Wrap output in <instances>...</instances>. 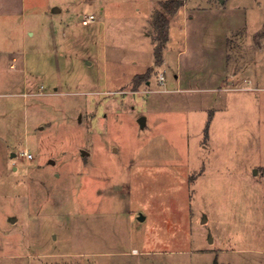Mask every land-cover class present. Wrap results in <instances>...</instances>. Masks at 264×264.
Listing matches in <instances>:
<instances>
[{"label": "rangeland", "instance_id": "obj_1", "mask_svg": "<svg viewBox=\"0 0 264 264\" xmlns=\"http://www.w3.org/2000/svg\"><path fill=\"white\" fill-rule=\"evenodd\" d=\"M162 1L0 0V264H264V0Z\"/></svg>", "mask_w": 264, "mask_h": 264}, {"label": "trees", "instance_id": "obj_2", "mask_svg": "<svg viewBox=\"0 0 264 264\" xmlns=\"http://www.w3.org/2000/svg\"><path fill=\"white\" fill-rule=\"evenodd\" d=\"M187 0H166L160 2V10L155 14L153 27L155 29V41L157 42L155 54L157 63L163 61L162 52L169 40V23Z\"/></svg>", "mask_w": 264, "mask_h": 264}, {"label": "crops", "instance_id": "obj_3", "mask_svg": "<svg viewBox=\"0 0 264 264\" xmlns=\"http://www.w3.org/2000/svg\"><path fill=\"white\" fill-rule=\"evenodd\" d=\"M188 1H189V0H188ZM188 1L186 2V4H185L183 7L180 8V10H179L176 14L179 15V13H180V14L182 13L183 9H185V7L187 6ZM227 1H228V0H224L223 3L227 2ZM184 19H185V17H184ZM169 42H170V29H169V40H168V43H169ZM168 43H167V45H168ZM167 45H166L164 51H166V49H167ZM164 53H165V52H164ZM164 53H163V55H164L163 59H164V65H166V58H165V54H164ZM260 82H261V84H263L262 81H260ZM259 89L264 91V87H260Z\"/></svg>", "mask_w": 264, "mask_h": 264}, {"label": "built area", "instance_id": "obj_4", "mask_svg": "<svg viewBox=\"0 0 264 264\" xmlns=\"http://www.w3.org/2000/svg\"><path fill=\"white\" fill-rule=\"evenodd\" d=\"M81 19L84 25H88L89 23L93 22L95 18L93 15H90L88 17L82 16ZM164 80H165L164 76H161L160 81L163 82Z\"/></svg>", "mask_w": 264, "mask_h": 264}, {"label": "water", "instance_id": "obj_5", "mask_svg": "<svg viewBox=\"0 0 264 264\" xmlns=\"http://www.w3.org/2000/svg\"><path fill=\"white\" fill-rule=\"evenodd\" d=\"M219 1H220L221 3H223L224 0H219ZM139 122H140V124H141L142 126H144L145 119H144V118H140V119H139ZM51 163L54 164V162H51ZM143 220H144V217L141 216V217H140V221H143Z\"/></svg>", "mask_w": 264, "mask_h": 264}]
</instances>
